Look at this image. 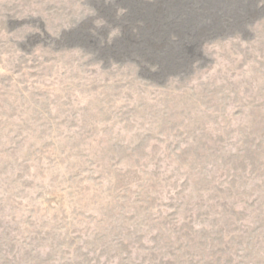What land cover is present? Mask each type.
<instances>
[{
	"label": "rangeland",
	"instance_id": "374dc122",
	"mask_svg": "<svg viewBox=\"0 0 264 264\" xmlns=\"http://www.w3.org/2000/svg\"><path fill=\"white\" fill-rule=\"evenodd\" d=\"M0 264H264V0H0Z\"/></svg>",
	"mask_w": 264,
	"mask_h": 264
}]
</instances>
